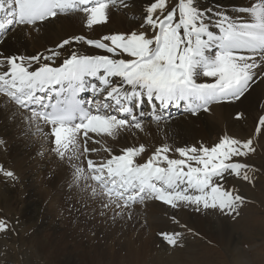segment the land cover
<instances>
[{"label":"snow or ice","instance_id":"1","mask_svg":"<svg viewBox=\"0 0 264 264\" xmlns=\"http://www.w3.org/2000/svg\"><path fill=\"white\" fill-rule=\"evenodd\" d=\"M130 6L131 0H0V43L9 30L38 32L78 12L83 26L94 30L109 21L110 9ZM140 15L139 30L98 38L76 34L37 54L0 56V108L21 115L50 140L51 151L71 169L72 182L84 183L104 209H119L121 215L154 200L235 219L245 197L226 187V180L252 182V166L242 162L255 152L252 137L225 134L211 146L163 143L146 158L143 143L118 153L103 146L108 155L100 160L91 158L100 149L89 141L143 133L145 120L161 130L171 122L172 108L198 115L245 97L264 81V0L234 9L207 7L201 0H146ZM255 134H264V115ZM4 175L15 179L11 171ZM7 228L0 220V231ZM160 236L177 246L182 233Z\"/></svg>","mask_w":264,"mask_h":264},{"label":"bare ground","instance_id":"2","mask_svg":"<svg viewBox=\"0 0 264 264\" xmlns=\"http://www.w3.org/2000/svg\"><path fill=\"white\" fill-rule=\"evenodd\" d=\"M201 2L211 8L234 9L237 5L247 3V0H201ZM145 6L146 0H131V6L123 8L125 14L110 9L109 21L94 30L83 26L84 18L79 12L47 22L40 26L38 32L28 28H16L0 43V56L37 54L76 34H96L97 37H88L98 38L105 34L137 30L141 21V9ZM77 47L89 53L98 51L81 45ZM177 110L171 109L173 118L166 127L162 126L161 130H158L151 120H145L143 133H128L117 139L103 137L102 144H93L89 141V147L100 149V153L91 154V158L94 160L106 158L108 154L103 150V146L110 147L114 153H118L125 147L143 143L149 149L145 153L146 158L156 146L163 143L183 147L198 146L202 142L211 146L225 134L237 133V136L243 137L244 140L250 137L257 140L261 151L258 158L253 160L258 166L264 167V134H255L258 118L264 115V81L254 84L240 101L213 104L209 111H200L198 115L189 114L182 109ZM183 112L188 115H180ZM237 113L243 114L240 119L236 118ZM47 131L45 129V132ZM50 150V140L36 133L34 128H30L21 115H13L11 109L0 108V165L7 161V156L10 162L9 168L0 173V182L5 186L4 191H0V204L9 208L15 206L16 213L20 214L21 218L31 222L32 226L35 225L34 233L28 237L42 254L45 253V259L51 260L52 264H190L192 254L199 246L196 248L194 242L184 237H181L177 246H171L160 236L161 232H180L179 226L172 219L173 214H176L174 209H168L167 205L154 200H150L144 208L145 213L160 211V215L153 216L155 212L152 214V222L147 225L148 228L152 226L156 228L154 231L158 236L155 238L136 215L139 207L125 209L121 215L116 214L119 209H104L101 198H93L90 189H85L84 183L77 185L72 182L71 169L67 163L61 161L52 151L48 153ZM7 171L13 172L15 179L4 175ZM241 182L245 185L253 183L228 176L226 187H234L237 190ZM250 188H254V185ZM20 193L26 196L25 199L21 200L18 197ZM12 199L15 201L12 202ZM45 201H48L45 211L41 213L38 207L34 213V206L44 204ZM137 205L138 203L134 206ZM59 208L65 214L63 218L60 217ZM129 213H133L131 219L126 218ZM178 213L181 215L180 221L191 226L205 241L237 248L238 237L234 231L244 230L242 228L246 218L242 217L245 214L243 206L239 209V217L235 223L230 221L232 216L217 212L204 214L182 207ZM66 214H69L68 218ZM73 218L76 222L74 229L81 240L77 252L75 237L70 232L66 233L67 229L69 230L66 221L70 223ZM60 228L61 230L64 228L63 234H59ZM90 228V232L93 234L95 232L100 239L98 245L91 243V237L89 240L85 239ZM78 230L80 232L83 230L84 233L80 235ZM155 242H160V249L156 248ZM163 245L167 246L162 247ZM120 248L123 250L120 251ZM176 249L185 253H179L175 251ZM123 251H126V255H123ZM169 251H175L173 259ZM92 255H95V258L89 261ZM240 256L243 257L238 264H248L247 259H243L245 258L243 251ZM169 257L171 259L167 260Z\"/></svg>","mask_w":264,"mask_h":264},{"label":"rangeland","instance_id":"3","mask_svg":"<svg viewBox=\"0 0 264 264\" xmlns=\"http://www.w3.org/2000/svg\"><path fill=\"white\" fill-rule=\"evenodd\" d=\"M116 11L120 14H125V11L123 8H120ZM139 24H140V21H139ZM107 28H110V26H107ZM137 30H139V28ZM86 35L91 36V37H97L96 34L86 33ZM181 115L185 116L188 114H181ZM230 136L238 138L240 140H244L242 139L243 137L237 136V133L236 135L234 133H231ZM253 139H254L255 152L242 158V162L247 163L252 166V170L249 171V175L250 177H252V182L254 184L251 183V185H245L243 182H241L239 184V188L236 190L240 195L245 197V202L242 205L245 214L242 217L246 218V220H244L245 223L243 224L244 227L242 228L244 230H237V232L234 231L238 237L237 248L235 246L227 247L224 244L205 241L204 239H202V237L199 234H197V232L194 231V229L191 226H189L188 224H184L180 221L181 215L180 213H178L180 211V208L174 209L176 214H173V215L175 219L179 221V224L177 223L176 224L179 226L180 233H182V237L186 239L189 238L188 240H190V242L192 243L194 242L193 244L196 246V248H198L199 246L197 251L192 254L193 256H192V260L190 261V264H238L239 260L243 257V256L242 257L240 256V253L242 251L245 257L243 259L245 260L247 259L248 264H264V167L258 166L253 160V159L258 158L259 153L261 151L259 150L257 140L255 138ZM48 153H52L51 150ZM97 153H100V151H98ZM9 163L10 162H8V156H7V161L5 163H2L0 167H2L4 171H6L7 167L10 165ZM237 179H240V178H237ZM1 183L2 182H0V191L1 190L4 191L3 188L5 186ZM252 185H254V188H250V186ZM14 186L16 187V183L14 184ZM4 194H7V193H4ZM18 197L21 200H23L25 199L26 196H22L20 193L18 194ZM13 201L15 200L12 199V202ZM47 202L48 201H45L44 204L41 203V205L39 206H34L33 208L34 213L37 212L38 207H40L39 209L41 213H43L46 209L45 206L47 207V204H48ZM149 202L150 200L146 201L145 202L146 204L145 203L138 204L136 207L134 206L132 208H137V207L140 208L139 211H136L137 212L136 215L141 218V223L146 227L147 231L149 233H152L151 235L157 238L158 235L155 232L156 228L153 226L151 228H148L147 225L148 223L152 222V218L154 215H160V211L159 210L158 212L154 211L155 212V213L153 212L154 214L152 212L145 213L144 208L147 207ZM21 206L22 204L19 205V207ZM167 208L172 209L169 206H167ZM16 211L17 209H15V206L12 208H9L6 205L0 204V220L5 221L8 225V228L6 231H0V264H52L51 260L48 261L47 259H45V256H46L45 253L42 254L39 251V248L37 247V245L34 244L31 240H29L28 235H31L34 233L35 225L32 226L31 222H27L25 218H21L20 214H17ZM59 211H60V217L63 218L65 214L63 213L61 208H59ZM132 214L129 213L127 216L125 214V216L127 219H131ZM148 215H150L151 217L150 216L148 217ZM68 217H69V214H66V218ZM238 217L239 216L235 218L236 220L230 217V221H232L231 223H235ZM165 219L168 222V219L166 217ZM39 222H41V220ZM66 223L69 224V230L67 229L66 233L70 232L75 237V241H76L75 249L77 252L78 251L77 247L80 245L81 240H80V236L74 229L76 222L73 218L70 220V223L68 221H66ZM90 230L91 228L86 234L85 239L89 240L91 237V240H92L91 243L93 245H98V243L100 242L98 235L95 234V232L93 234V232H90ZM78 231L80 235L81 233H84L83 230H81V232L80 230ZM63 232H64V228H62V230L60 228L59 234H63ZM246 240L248 243H246ZM105 242H106V239L103 240L104 244ZM160 245H161L160 242H157V243L155 242V246L157 249L161 248ZM164 246L165 245H163L162 247ZM121 250L123 249L120 248V251ZM89 251L91 253L90 248H89ZM175 251H178L179 253H185L177 249ZM175 251L173 252L169 251L171 258L174 256ZM123 255H126V251H123ZM170 257L167 258V260L171 259ZM94 258H95V255H92L91 260L89 261L94 260ZM148 261H149V258H148ZM137 264H141V263H137Z\"/></svg>","mask_w":264,"mask_h":264}]
</instances>
